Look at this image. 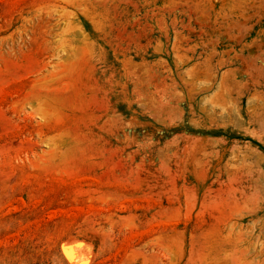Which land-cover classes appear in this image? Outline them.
Masks as SVG:
<instances>
[{"label": "rangeland", "instance_id": "374dc122", "mask_svg": "<svg viewBox=\"0 0 264 264\" xmlns=\"http://www.w3.org/2000/svg\"><path fill=\"white\" fill-rule=\"evenodd\" d=\"M65 248L264 264V0H0V264Z\"/></svg>", "mask_w": 264, "mask_h": 264}, {"label": "bare ground", "instance_id": "6f19581e", "mask_svg": "<svg viewBox=\"0 0 264 264\" xmlns=\"http://www.w3.org/2000/svg\"><path fill=\"white\" fill-rule=\"evenodd\" d=\"M201 84V83H200ZM212 96V95H211ZM211 100V99H210ZM200 103L203 105V104H207L208 103V105L211 107V104H209V101H208V98L206 97V95L204 96V97H202L201 98V100H200ZM219 104V103H218ZM222 104V103H221ZM172 107V106H171ZM235 110V109H234ZM238 110V109H237ZM256 116V115H255ZM235 119V118H234ZM233 119V120H234ZM255 119V118H254ZM258 121V120H257ZM236 124H237V122H236ZM243 124V123H242ZM249 149H250V147H249ZM246 150V149H245ZM251 150V149H250ZM251 152V151H250ZM256 153V152H255ZM254 154V153H253ZM258 156V155H257ZM254 157V156H253ZM259 157V156H258ZM241 160V159H240ZM255 160V159H254ZM250 162V161H249ZM257 162V161H256ZM248 164V163H247ZM250 164V163H249ZM257 168V167H256ZM256 171V170H255ZM259 171V170H258ZM258 173V172H257ZM263 174V173H262ZM256 176H257V174H256ZM258 177V176H257ZM67 249V250H66ZM69 249V250H68ZM64 254H65V256H66V258H67V260H68V262H69V264H78L77 262L75 263V258L73 257V251H72V253L70 252L71 251V248H65L64 250ZM256 259V258H255Z\"/></svg>", "mask_w": 264, "mask_h": 264}]
</instances>
